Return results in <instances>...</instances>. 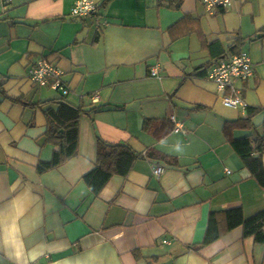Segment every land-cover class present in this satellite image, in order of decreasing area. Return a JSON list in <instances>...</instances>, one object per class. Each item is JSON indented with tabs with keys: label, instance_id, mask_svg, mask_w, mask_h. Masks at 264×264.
I'll list each match as a JSON object with an SVG mask.
<instances>
[{
	"label": "crops",
	"instance_id": "1",
	"mask_svg": "<svg viewBox=\"0 0 264 264\" xmlns=\"http://www.w3.org/2000/svg\"><path fill=\"white\" fill-rule=\"evenodd\" d=\"M76 1L0 0V264H264V243L227 229L225 217L264 211V186L230 141L264 137V0L212 14L199 0H92L97 12L79 19ZM239 51L253 65L235 84L245 110L225 107L207 78ZM41 59L61 71L63 100L83 113L77 155L39 173L54 151L43 110L60 97L28 81ZM147 120L171 129L159 137ZM98 139L143 157L93 195L82 177ZM260 159L264 167V151ZM154 165L165 169L159 178ZM211 213L220 236L197 247Z\"/></svg>",
	"mask_w": 264,
	"mask_h": 264
},
{
	"label": "trees",
	"instance_id": "2",
	"mask_svg": "<svg viewBox=\"0 0 264 264\" xmlns=\"http://www.w3.org/2000/svg\"><path fill=\"white\" fill-rule=\"evenodd\" d=\"M63 97L65 96L60 95L58 99L50 101V103H56L57 108L55 110L50 107L43 110L47 119L45 139L52 143L54 151L49 161L37 164L39 173L59 166L78 153L79 118L83 113V108L82 106H72L66 103ZM250 115L247 114L246 118L241 120L244 125L249 124ZM157 124H160L161 127L158 130L154 128V132L159 137L165 136L171 129L170 125L164 120H147L143 126L145 130H150ZM232 126H234V122L225 124L224 128L225 130H230ZM230 141L251 177L264 186V167L260 159L264 151V137L251 138V136H246L240 139H231ZM255 152H258L257 157L252 156ZM146 156L164 159L168 163H172L166 156L154 150L147 151ZM142 157L140 153L133 151L125 144L107 143L98 139L94 168L86 173L82 179L93 195H98L111 176H125L132 164ZM225 217L228 223L227 229L241 226L245 236H252L255 241L264 243V211L249 219H244L241 209L235 208L225 211ZM219 236L220 231L218 230L217 219L215 214L211 213L203 241L197 244V247L207 245L218 239Z\"/></svg>",
	"mask_w": 264,
	"mask_h": 264
},
{
	"label": "built area",
	"instance_id": "3",
	"mask_svg": "<svg viewBox=\"0 0 264 264\" xmlns=\"http://www.w3.org/2000/svg\"><path fill=\"white\" fill-rule=\"evenodd\" d=\"M206 8L209 14L215 9H226L236 0H199ZM98 3L92 0H77L70 12L73 18H84L97 12ZM157 68L150 71V76L157 75ZM61 71L55 64L47 59L39 60L32 66L28 73V81L38 87H49L61 96H66L69 89L61 79ZM253 74V65L248 54L239 51L227 59L215 62L207 74L208 80L216 85L218 93L221 95L222 104L227 108L246 109V104L241 96V90L236 87V82H244ZM93 101L97 96L91 97ZM179 126L175 131H178ZM152 175L159 178L163 172V166H152Z\"/></svg>",
	"mask_w": 264,
	"mask_h": 264
},
{
	"label": "water",
	"instance_id": "4",
	"mask_svg": "<svg viewBox=\"0 0 264 264\" xmlns=\"http://www.w3.org/2000/svg\"><path fill=\"white\" fill-rule=\"evenodd\" d=\"M257 37H261V35H258ZM173 261H174V259L171 258V259H169V260H167L165 262L159 263V264H173Z\"/></svg>",
	"mask_w": 264,
	"mask_h": 264
},
{
	"label": "rangeland",
	"instance_id": "5",
	"mask_svg": "<svg viewBox=\"0 0 264 264\" xmlns=\"http://www.w3.org/2000/svg\"><path fill=\"white\" fill-rule=\"evenodd\" d=\"M57 93V92H56Z\"/></svg>",
	"mask_w": 264,
	"mask_h": 264
}]
</instances>
